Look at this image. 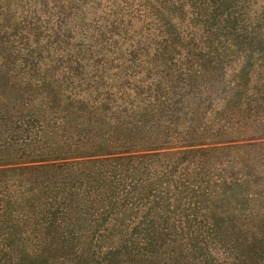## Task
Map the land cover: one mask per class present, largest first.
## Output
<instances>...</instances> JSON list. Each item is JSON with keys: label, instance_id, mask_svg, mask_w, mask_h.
<instances>
[{"label": "rangeland", "instance_id": "rangeland-1", "mask_svg": "<svg viewBox=\"0 0 264 264\" xmlns=\"http://www.w3.org/2000/svg\"><path fill=\"white\" fill-rule=\"evenodd\" d=\"M252 2L256 16L264 11V0ZM112 3L127 4L128 13L116 18L117 31L107 32L100 42L96 33L107 31L106 10ZM40 4L41 0H18L11 11L21 19L27 11L40 10ZM87 5L67 24L72 38L51 42L54 51L47 59L68 60L81 49L89 75L103 78L97 89L77 90V98L83 95L88 106L101 103L105 111L113 105L128 108L134 92L122 91V80L130 73L122 72V61L139 50L143 63L141 48L150 43L152 54L155 36L133 15L137 5L131 0H90ZM49 12L38 13L43 32L39 45L48 43L54 30ZM178 14L180 27L188 30V15ZM9 134L0 133V264H241L239 254L256 253L259 236L252 232L262 231L263 223L254 215L264 212V167L256 163L261 146L229 149L235 142L211 140L198 146L203 148L200 152L183 146L139 151L132 141L126 145L130 152L113 153L126 143L108 145L103 147L108 153L68 158L74 163L71 170L84 171L87 179L65 190L61 198L66 200L58 204L52 203L58 190L49 186L46 175L53 173L48 163L62 160H23L32 154H24L22 141ZM77 160L82 162L76 164ZM50 211L57 216L51 218Z\"/></svg>", "mask_w": 264, "mask_h": 264}, {"label": "trees", "instance_id": "trees-1", "mask_svg": "<svg viewBox=\"0 0 264 264\" xmlns=\"http://www.w3.org/2000/svg\"><path fill=\"white\" fill-rule=\"evenodd\" d=\"M5 1L0 3V133L10 132L22 141L21 151L32 154L23 160H62L47 164L53 172L46 175L49 186L58 190L52 203H63L65 190H74L87 179L84 171L71 170L74 163L68 158L101 155L107 152L103 147L118 143H126L125 148L113 153L130 152L126 145L132 141L139 151L183 146L200 152L203 148L198 146L212 144L211 140L235 142L229 149L261 146L256 163L264 167V11L256 16L252 0H131L137 5L133 15L155 36V50L151 54L150 43L144 42L143 63L139 50L122 61V72L130 71L122 80V91L132 89L133 102L108 111L101 103L85 105L83 95L77 98V90L97 89L103 78L89 75L81 49L68 60L47 59L54 51L51 42L72 38L67 24L90 0H41L40 10L27 11L21 19L11 11L18 0ZM46 9L54 30L46 38L49 42L39 45L43 32L38 13ZM128 9L127 4H111L106 10L107 31L96 33L100 42L107 32L117 31L116 18ZM179 12L188 15V30L180 27ZM111 111L114 117L108 114ZM229 133L240 136L227 137ZM74 196L69 195L71 201ZM49 216L56 217V211ZM254 217L263 230L252 232L259 236L256 253L239 254L241 264H264V212ZM8 219L11 223L9 214Z\"/></svg>", "mask_w": 264, "mask_h": 264}]
</instances>
